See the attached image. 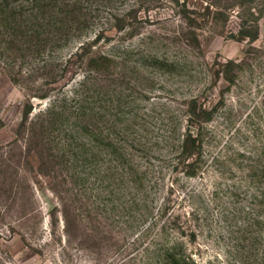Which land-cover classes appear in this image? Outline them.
Listing matches in <instances>:
<instances>
[{"label": "rangeland", "instance_id": "1", "mask_svg": "<svg viewBox=\"0 0 264 264\" xmlns=\"http://www.w3.org/2000/svg\"><path fill=\"white\" fill-rule=\"evenodd\" d=\"M242 2L80 0L57 44L0 47V264H164L176 240L198 264H264V15L254 43L238 35L264 0ZM229 59L233 82L218 74ZM194 96L217 109L190 176L162 147L183 138ZM66 97L92 131L65 151L63 128L33 123ZM108 132L142 171L155 158L145 190L104 176Z\"/></svg>", "mask_w": 264, "mask_h": 264}, {"label": "trees", "instance_id": "2", "mask_svg": "<svg viewBox=\"0 0 264 264\" xmlns=\"http://www.w3.org/2000/svg\"><path fill=\"white\" fill-rule=\"evenodd\" d=\"M79 1L80 0H0V35L3 36V40L8 42L7 47L4 45H0V47L2 46L4 50L5 48L6 50H11L15 45L29 42L38 46V50H43L39 47V43H43L45 46L57 44L53 41L58 40L60 42L59 39L61 37L58 36V33L60 35V29L58 28L59 24L63 21L66 22L68 17L66 14H68V11L72 13L74 6H76V3ZM249 1L253 2L255 0ZM244 2H246V0H244ZM241 6H243L244 9V4ZM263 15L264 8L260 9L254 6L247 8V14H239L240 23L238 35L248 39L249 43H254L260 35L259 21ZM82 16L83 15H81L79 19ZM99 37L100 36L97 35L95 41H97ZM84 45L85 43L81 44V46ZM103 58L108 61L112 59L108 55L103 56ZM237 64L239 65V62L233 59L227 60L223 64V70H220L218 74H221L227 81L233 82L230 73L233 71V66ZM49 96L50 94L45 92L39 95V98L46 99L49 98ZM68 101L69 98H62L60 104H51V106L46 109L40 110V114L37 118L38 122L33 124H38L43 132H52L63 128L62 132H65V142L69 137L77 139L78 133L82 132V125L86 131H92L90 130L91 124L84 120L83 114L86 112L84 107H82L83 104L80 105L79 109L77 106H72V109H70L71 106L67 103ZM216 109V105L207 107L206 104L199 103L198 96H194L187 106L188 122L187 130L183 138L177 141H173V139L163 140L166 145L162 147V149L165 148V151L176 154V163H187L190 168L188 171L190 176H195L197 174V168L199 171L198 165L202 161L199 149L202 142L203 124L213 120ZM32 110V103L24 105L22 120L17 128V138L18 136L24 135L23 133H27L29 128H31L29 124L32 123L30 117ZM68 120L74 121L72 125L65 124ZM116 139L118 138L111 132L104 135L102 139V144L108 149V161H114L113 164L107 166V173L104 174V176H108L109 181H116L119 185H123L124 183L132 185V182L136 184L137 181L141 189L145 190L147 187L146 182L149 183V186L151 185L153 178L152 169L156 163L155 158L149 156L148 152L145 151L144 155H147L145 161L148 165H151V167L146 166L145 170L142 171L141 161L135 159V154L133 153L132 156L125 145ZM64 144L61 145V149L65 151L66 148L70 150L74 146L73 140L66 142L67 146ZM167 148L169 150H167ZM112 156L115 157L113 158ZM160 156L164 158L167 157V155L162 152ZM138 157L142 158L140 155H138ZM156 159H158V157ZM162 229H164V225ZM180 243V240H176L173 246L166 248L159 247L158 249L162 250L161 252L163 255L161 261H163L164 264H198L191 255L180 252ZM156 244L158 245V243Z\"/></svg>", "mask_w": 264, "mask_h": 264}]
</instances>
